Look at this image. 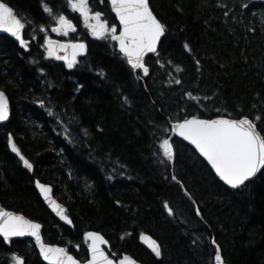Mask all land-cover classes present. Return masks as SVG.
Returning a JSON list of instances; mask_svg holds the SVG:
<instances>
[{
  "label": "trees",
  "instance_id": "obj_1",
  "mask_svg": "<svg viewBox=\"0 0 264 264\" xmlns=\"http://www.w3.org/2000/svg\"><path fill=\"white\" fill-rule=\"evenodd\" d=\"M4 1L25 21L32 43L25 52L0 35V88L12 103L10 121L0 125V202L41 222L47 242L81 260L87 255L84 233L94 230L109 240L110 255L131 254L144 264H214L217 246L229 264H264V171L231 189L184 141L173 139V165L162 163L157 151L170 136V123L192 115H247L264 129V119L256 120L264 117V4L150 0L166 34L158 54L148 58L150 74L138 79L115 41L90 36L67 0ZM89 3L118 28L108 0ZM61 13L73 19L89 46L72 68L36 53L42 41L31 35ZM60 114L75 139L71 129L65 136L56 125ZM9 134L33 172L11 152ZM35 179L54 186L73 228L47 209ZM144 232L159 242L160 258L140 243ZM20 247L26 264H45L31 240L7 246L1 237L0 264Z\"/></svg>",
  "mask_w": 264,
  "mask_h": 264
},
{
  "label": "snow or ice",
  "instance_id": "obj_2",
  "mask_svg": "<svg viewBox=\"0 0 264 264\" xmlns=\"http://www.w3.org/2000/svg\"><path fill=\"white\" fill-rule=\"evenodd\" d=\"M103 2L104 0H101V3ZM67 3L74 11L79 12L86 28L93 37L98 39L110 38L117 42L119 52L123 54L131 69L142 70L145 75L149 74V67L145 63V54L157 52V43L165 35L166 26L153 14L148 0H110L111 10L115 12L119 21V29L116 24L109 27L107 22L101 19L103 13L91 11L88 0H67ZM241 7H246V5L241 4ZM43 8L45 12H52L47 4H43ZM224 14L228 15L227 12ZM53 19L55 25L51 31L64 35H67L69 30L75 31L72 21L64 14L61 13ZM40 28L44 30L43 25ZM0 29L10 33L19 41L20 45L28 46V42L22 35L25 29V21L4 0H0ZM44 46H46L47 56H56L57 59L65 60L68 68L74 66L77 54L86 49V44L82 40L62 42L52 40L48 36L44 37L42 47ZM184 48L191 51L188 44H185ZM61 49L65 53L71 49V56L61 57L57 55ZM196 64H199V60L196 61ZM40 71L43 72L44 70L40 69ZM175 83L179 84L180 81L177 80ZM187 95L195 99L191 93H187ZM37 103L43 105L44 101L38 100ZM49 113L52 114L51 109H49ZM8 117V98L5 92L0 90V121H6ZM261 119L264 117H256V120ZM171 131L184 140L190 141L195 146V150L211 165V169L214 170L219 180L233 189L245 186L250 178L255 177L258 172L264 171V129L258 130L257 123L253 119H249L247 115L238 119H232L225 115H217L212 119H202L193 115L190 118L176 119L171 125ZM8 145L11 151L19 156L26 168H33L32 163L21 153L13 141L11 134L8 136ZM157 151L164 158L161 160L162 163L174 159V146L169 138L159 141ZM172 179L177 180V177L173 175ZM35 183L40 194L48 201L56 215L61 220L71 224L72 221L66 214V209L51 198V187L39 180H36ZM178 183L184 188L182 182L178 181ZM184 194L192 200L193 204L196 203L186 188H184ZM117 203L119 202L117 201ZM164 208L169 215H173V209L167 201L164 202ZM195 215L201 216L199 207L195 208ZM25 235L34 238L36 246L39 247L40 255L49 264H81V261L70 255L65 248L44 243L40 223L0 208V236L3 237V240L9 241L11 237ZM84 236L91 240V243L88 244L91 256L84 261V264H136L128 256H124L118 262L110 259L100 247L101 243H107L100 233L85 232ZM140 239L150 240L149 247L152 252L157 257L161 256L160 246L155 240H151V237H145L143 233ZM212 243H216L215 239L212 240ZM12 257L14 264H24L22 257L15 253L12 254ZM215 264H223L219 246L215 251Z\"/></svg>",
  "mask_w": 264,
  "mask_h": 264
},
{
  "label": "water",
  "instance_id": "obj_3",
  "mask_svg": "<svg viewBox=\"0 0 264 264\" xmlns=\"http://www.w3.org/2000/svg\"><path fill=\"white\" fill-rule=\"evenodd\" d=\"M258 2H261V3H264V0H257ZM148 2H149V6H150V8H151V5H150V0H148ZM109 3H110V0H109ZM11 6V5H10ZM110 6H111V4H110ZM12 7V6H11ZM13 8V7H12ZM14 9V8H13ZM152 9V8H151ZM15 10V9H14ZM153 11V10H152ZM15 12H16V10H15ZM113 12V11H112ZM113 14L115 15V17H116V14H115V12H113ZM153 14L154 15H156L155 13H154V11H153ZM157 16V15H156ZM157 18H158V16H157ZM117 19V21H118V18H116ZM159 19V18H158ZM160 20V19H159ZM73 23V22H72ZM118 24H119V21H118ZM25 30V29H24ZM24 30H23V32H22V35H23V38L28 42V46L27 47H24V46H22V45H20V43H19V41L18 40H16V38L15 37H13V36H11V34L10 33H8V32H6L5 30H3V29H0V35H5V36H8V37H10V38H13V39H15L17 42H18V44H19V46H20V48H22V49H24L25 51H29L30 50V40H28V39H26L25 37H24ZM165 36V35H164ZM164 36H162L161 37V39H160V41H158V43H157V51H158V49H159V46H160V43H161V41H162V39L164 38ZM58 41V40H57ZM63 42V41H62ZM85 43V42H84ZM86 44V49L83 51V52H79L78 54H77V56H76V60H75V62L77 61V59L79 58V57H83V56H85L87 53H88V50H89V47H88V45H87V43H85ZM116 45H117V42H116ZM117 50L119 51V48H118V45H117ZM156 53V52H155ZM155 53H146L145 54V63H146V61H147V58L149 57V56H151V55H154ZM57 55H59V56H61V57H63V56H65V55H68V56H71V49H69L68 50V52L67 53H65L64 51H63V49H61V50H59L58 51V53H57ZM53 58L55 59V60H57V61H59V62H63V63H65V64H67V62L65 61V60H63V59H57L56 58V56H53ZM146 66H148L147 64H146ZM149 67V66H148ZM149 70H150V68H149ZM135 72L138 74V76H139V74L140 73H142L144 76H147V75H145L144 73H143V71L142 70H135ZM150 72V71H149ZM0 90H2V91H4L3 89H1L0 88ZM5 92V91H4ZM5 95L7 96V98H8V104H9V117H8V119L6 120V121H0V124H6V123H8L9 121H10V119H11V116H12V103H11V99H10V97L8 96V94H7V92H5ZM191 117V116H190ZM190 117H188V118H190ZM228 117V116H227ZM199 118H202V119H212V118H215V117H212V118H205V117H199ZM229 118H231V117H229ZM232 119H238V118H232ZM249 119H251V118H249ZM175 122V121H174ZM174 122H171V125L174 123ZM257 127H258V125H257ZM258 130H259V127H258ZM12 136V138H13V141L16 143V145H17V147L20 149V147H19V145L17 144V142L15 141V139H14V137H13V135H11ZM173 138H178V139H181L182 141H184V142H186L187 144H189L194 150H195V146L194 145H192L191 144V142L190 141H186V140H184L182 137H180L178 134H176V133H174V132H172L171 131V135H170V137H169V139H170V141L172 142V140H173ZM172 144H173V142H172ZM174 146V145H173ZM10 150H11V148H10ZM21 150V149H20ZM174 151H175V148H174ZM198 154H199V152L197 151V150H195ZM12 152V151H11ZM15 156H17V158L20 160V158H19V156L16 154V153H14V152H12ZM21 153H22V151H21ZM23 154V153H22ZM24 155V154H23ZM25 156V155H24ZM199 156L208 164V162H207V160L204 158V157H202L200 154H199ZM26 157V156H25ZM27 158V157H26ZM174 159H175V155H174ZM174 159L172 160V161H170L171 162V164H173L174 163ZM21 161V160H20ZM22 162V161H21ZM23 163V162H22ZM209 165V164H208ZM209 167L211 168V165H209ZM28 169V168H27ZM30 172H32L33 171V168L32 169H28ZM212 171L214 172V170L212 169ZM262 171H260V172H258L257 174H256V176L255 177H252V178H250V181H252V180H254L256 177H258L259 176V174L261 173ZM214 174H215V172H214ZM217 177V176H216ZM218 178V177H217ZM219 179V178H218ZM36 180H38V179H36ZM35 180V181H36ZM40 181V180H39ZM249 181V182H250ZM41 183H43V184H46V185H49L50 187H51V192H50V196H51V198L53 199V200H55L57 203H59V204H61L65 209H66V214H67V206L64 204V203H62L57 197H56V195H55V192H54V186L52 185V184H48V183H44V182H42V181H40ZM223 184H224V182L223 181H221ZM246 183H248V182H246ZM226 187H228V188H231V186H228V185H226V184H224ZM35 188H36V190H37V192H38V194H39V196H40V198L42 199V201H43V203H44V205L47 207V209L61 222V223H63V224H65L66 226H68V227H70V228H73L74 227V224H73V221H72V219L69 217V219L72 221V223L71 224H69L67 221H64V220H61L60 219V217L59 216H57L56 215V213L53 211V209H52V207L49 205V203H48V201H46L44 198H43V196L40 194V192H39V189L37 188V186H36V183H35ZM233 189V188H232ZM238 189V188H237ZM0 208H3L4 210H6V211H10V212H14V213H18V212H15V211H13V210H9V209H7V208H5L2 204H1V202H0ZM18 214H20V215H23V216H25L24 214H22V213H18ZM26 218H28V219H30V220H33V219H31V218H29V217H27V216H25ZM34 221H36V220H34ZM36 222H38V223H40L41 224V236H42V239H43V241H44V243H46L45 242V240H44V235H43V224L41 223V222H39V221H36ZM88 232H97V231H88ZM97 233H100V232H97ZM144 235H145V237H151V240H155L150 234H148V233H143ZM100 235L101 236H103V238H104V240H106L107 241V243H101L100 244V247L105 251V253L109 256V258L110 259H113L114 261H119V260H121L124 256H128V257H131L135 262H136V264H144V263H142L141 261H139V260H137L134 256H132L131 254H123V256L122 257H120L118 260H116V259H114L112 256H110L109 255V253H108V251H107V249L106 248H108L109 246H110V242L108 241V239L102 234V233H100ZM140 236H141V234L139 235V241L141 242V244L144 246V247H146L148 250H150L151 252H152V250H151V248L149 247V244L151 243V241L150 240H141L140 239ZM0 237H2V236H0ZM3 238V237H2ZM25 238H30L33 242H34V244H35V246H36V243H35V240H34V238L33 237H31V236H28V235H25V236H17V237H11L10 239H9V241H5V243L7 244V245H9L10 244V242H11V240H18V239H25ZM89 240V243H91V240L90 239H88ZM156 241V240H155ZM157 242V241H156ZM46 244H51V243H46ZM157 244L159 245V243L157 242ZM51 245H56V246H59V247H63V246H61V245H58V244H51ZM160 246V245H159ZM63 248H65V247H63ZM36 249H37V251H38V254H39V256H40V258L42 259V261L45 263V264H49V262L48 261H46V260H44V258L40 255V250H39V247L38 246H36ZM66 249V248H65ZM161 249V248H160ZM67 250V249H66ZM70 255H72V256H74L72 253H70L69 251H67ZM153 253V252H152ZM221 253V252H220ZM154 254V253H153ZM155 255V254H154ZM90 256H91V254H90V252H89V258H90ZM156 256V255H155ZM75 257V256H74ZM157 257V256H156ZM160 257V256H159ZM221 257H222V260H223V264H229L228 262H226L225 260H224V258H223V256H222V254H221ZM23 258V257H22ZM88 258V259H89ZM78 259V258H77ZM23 260H24V258H23ZM79 260V259H78ZM24 264H25V260H24ZM81 264H84V261L82 262L81 261ZM214 264H215V261H214Z\"/></svg>",
  "mask_w": 264,
  "mask_h": 264
},
{
  "label": "rangeland",
  "instance_id": "obj_4",
  "mask_svg": "<svg viewBox=\"0 0 264 264\" xmlns=\"http://www.w3.org/2000/svg\"><path fill=\"white\" fill-rule=\"evenodd\" d=\"M89 1L90 0H88L89 8L92 11V8H91V5H90ZM70 9H71V11H74L71 7H70ZM101 19L105 20L107 22L108 26L111 27V24L104 17V15H102ZM79 20L81 21V23L83 24L84 28L87 30V32L89 33V35L92 36L91 33H90V31L86 28V26H85V24H84L83 19H82L81 16L79 17ZM54 25H55V21H53V25H51V26H54ZM51 26H44V30H41V28L39 26V28H37V29H32V34H31L32 35V38H34L35 40H41L42 41V43L40 45H37V44L35 45V51H36V53H42L43 54V57L45 59H49L50 57L47 56L46 50H45L44 47H42V45H44V37L45 36H48L49 38L51 37L50 36V34H51L50 27ZM75 32H76V30L73 31V33H75ZM76 36H77V38L80 37V32H78L76 34ZM59 117H60V121H57L56 122V125L59 126V127L61 126L63 134L65 136H69L70 135V129H71L72 136L75 135V131L71 128L70 122L66 119V116H64L63 114H60ZM69 126H70V128H69ZM75 138H76V135H75ZM75 138L73 136L72 140L75 139ZM77 247H79V246H77ZM76 250L79 251L78 249H76ZM13 261H14V259H13V257H11V261L9 263H12Z\"/></svg>",
  "mask_w": 264,
  "mask_h": 264
},
{
  "label": "flooded vegetation",
  "instance_id": "obj_5",
  "mask_svg": "<svg viewBox=\"0 0 264 264\" xmlns=\"http://www.w3.org/2000/svg\"><path fill=\"white\" fill-rule=\"evenodd\" d=\"M2 238V237H1ZM3 239V238H2ZM14 241H17V240H14ZM5 242V241H4ZM6 244V243H5ZM7 245V244H6ZM11 245V244H10ZM7 246H9V245H7ZM23 251V249L20 247V249H19V251L18 252H15V254L17 255V256H23L24 257V259H25V256L23 255L24 254V252H22ZM7 264H12V263H7ZM25 264H26V261H25Z\"/></svg>",
  "mask_w": 264,
  "mask_h": 264
},
{
  "label": "bare ground",
  "instance_id": "obj_6",
  "mask_svg": "<svg viewBox=\"0 0 264 264\" xmlns=\"http://www.w3.org/2000/svg\"><path fill=\"white\" fill-rule=\"evenodd\" d=\"M213 172V171H212Z\"/></svg>",
  "mask_w": 264,
  "mask_h": 264
}]
</instances>
